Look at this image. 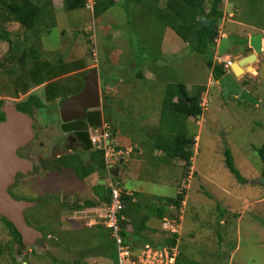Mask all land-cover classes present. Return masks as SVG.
Instances as JSON below:
<instances>
[{
    "label": "rangeland",
    "instance_id": "rangeland-1",
    "mask_svg": "<svg viewBox=\"0 0 264 264\" xmlns=\"http://www.w3.org/2000/svg\"><path fill=\"white\" fill-rule=\"evenodd\" d=\"M116 1V5L97 19L86 7L72 12L54 11L56 26L48 31L50 26L43 24L40 34L37 32L38 38L32 32L24 33L17 24L6 25L13 41H0V112L16 109L30 95L44 101L45 85L36 86L31 81L33 61L26 59L24 65L18 63L22 53H29V47L37 39H40L39 62L70 70L68 75L52 80L67 88L63 94L66 98L71 97L67 91L80 87L88 71L95 69L100 106L93 110L100 111L102 121L109 124L115 147L122 149L125 158L131 155L128 146L142 147L139 159L127 164L133 165L134 168H127L134 172H121L122 186L138 192L145 207L154 209L160 202L165 206L170 215L164 218L177 231L174 239L178 261L264 264V161L258 153L264 143V56L258 55V62L250 61L243 67L246 70L256 66L259 69L256 79L251 81L247 74L237 70V78L252 86L254 90L250 91L261 104L254 106L233 96L223 101L222 89L218 81H213L203 56L194 53L156 18L144 16L143 5ZM166 1L158 0V7L162 8ZM222 3L220 34H235L239 38L261 34L264 38V0H223ZM251 53L246 46L243 54L222 58L234 63ZM212 56L217 63L215 49ZM21 80L29 85L26 94L20 92ZM179 83L190 94L205 88L201 95L202 115L185 122V130L198 135L189 170L179 160L160 159L162 154L158 151L151 155V147L148 148L149 142L170 143L178 133L167 137V119L162 107L166 88ZM64 99L47 102L44 109L33 110L28 115L34 140L16 152L18 158L31 164L32 171L17 174L8 193L15 201L34 204L23 213V218H27L29 227L42 234L19 248L22 261L112 264L108 250H94L100 245L87 248L99 241L92 235L94 232H99L105 247L113 245L106 228L86 227L91 217L99 218V208L74 212L68 206L93 199L92 187L97 176L80 180L72 170H51L54 159L69 153L64 148L65 133L58 112ZM160 125L164 136L158 138ZM226 150L232 155L239 179L226 166ZM181 191L184 199L180 208L164 201L175 199ZM0 220V264H16L17 246L11 230ZM149 224L159 230L154 238L146 236L150 244L161 245L172 239L173 234L163 227L161 232L156 218ZM135 245L139 246L140 242Z\"/></svg>",
    "mask_w": 264,
    "mask_h": 264
},
{
    "label": "trees",
    "instance_id": "trees-1",
    "mask_svg": "<svg viewBox=\"0 0 264 264\" xmlns=\"http://www.w3.org/2000/svg\"><path fill=\"white\" fill-rule=\"evenodd\" d=\"M125 1L143 5L144 16L149 15L153 16L154 19L156 18L158 22L171 30L184 44L190 47L194 53L203 56L214 81H219L227 74L222 64L219 65L213 61V49L210 48V45H214L219 39V22L223 18V0H167L162 8L158 7V0ZM116 4V0H95V6L92 11L93 18H99ZM85 5L86 0H62V10L64 12L85 10ZM53 14L54 9L51 0H0V41L12 43V34L6 30V25L11 23L17 24L24 33L32 32L35 35L34 37L38 38L37 32L39 31L40 34V27L43 24H48L50 26L48 27V31L56 26ZM38 44L40 47V39H37L33 43V46L29 47V53H22L18 60L19 65H24L26 59H29L31 62L33 61L34 69L31 72L33 75L31 81L36 86L45 85L42 94L44 101L36 95H30L25 102L16 106L18 111L27 115H31L33 110L44 109L47 102H52L60 97H67V95L63 96L65 93L64 90H67V88L60 86L57 81L52 82V80H55L59 76L68 75L70 70L65 66H60L58 68L54 66L53 68V66L48 63L42 64L39 62L41 54L40 51L38 52ZM14 50L15 49L11 46V51ZM58 63L60 64L61 61ZM39 64H42L41 68H39ZM20 87V92L26 94L29 89L28 83H25V81L22 82L21 80ZM82 88L83 80L80 82V87H77L71 92L67 91L70 94L68 96L77 95L81 92ZM204 91L205 88L203 87L199 88L195 94H190L185 85L181 83L169 85L166 88V95L162 107V111L165 114L164 117L167 119L165 122L167 125H165L167 137H171L175 133H178L170 143L160 144L158 143L159 141H155L154 143L149 142L152 145L154 144L152 148L164 153V161L179 160L184 163V167L187 170L191 168L196 135L189 134L187 128L185 130V122L190 118L196 119L202 115L201 95ZM3 120L4 116L0 112V122ZM101 120L100 111L93 110L87 112L82 121L62 124L63 132L73 133L74 137L85 146L86 151L89 152L87 156L88 162L84 161L83 157L77 153H66L53 160V165L51 167L52 171L60 169L72 170L80 180H85L94 173L107 170L104 153L98 150L93 151L88 139L89 128L99 127ZM180 129H182L181 132L178 131ZM157 133V135H159L157 136L158 138L164 136L161 125ZM258 153L261 160L264 161V143L259 148ZM224 154L227 168L233 176L239 179L240 175L235 168L230 151L226 150ZM122 162L123 159L121 160V163ZM113 181L116 183L115 179H113ZM116 185L122 190V215L129 219L132 218L130 222H121V235L129 245L131 242L134 245L133 242L135 240H133V236H140L141 233L146 230V222L151 216L163 219L167 214H170L166 211L165 206L158 205L154 209L148 207H146L148 208L146 209L139 201L136 193L130 195L121 187V183H116ZM93 191L98 199L104 203L103 208H105L110 201L109 188L95 186ZM135 198L137 200H135ZM183 199L184 191H181L175 199L167 198L164 201L171 203L172 207L178 209ZM94 206L93 202L85 201L82 206L72 204L69 208L79 210ZM0 219L5 221L16 243L22 246L21 238L12 225L4 218L0 217ZM129 227L132 228L131 233L129 232ZM175 237V234H173L172 239L167 240L165 244L174 246ZM98 248L99 251L101 249L102 251L108 250L110 259L112 262L115 261L116 253L114 243L111 247H105L103 245ZM176 264L182 263L177 259ZM186 264L196 263L188 262Z\"/></svg>",
    "mask_w": 264,
    "mask_h": 264
},
{
    "label": "water",
    "instance_id": "water-1",
    "mask_svg": "<svg viewBox=\"0 0 264 264\" xmlns=\"http://www.w3.org/2000/svg\"><path fill=\"white\" fill-rule=\"evenodd\" d=\"M246 46L253 53L235 62L230 68V72L224 75L218 81V84L222 89L221 96L223 101H227L228 97L233 96L248 104L256 105L258 104L257 100L248 92L242 90L235 78L238 76L237 70L244 74L243 67L247 66L250 61H256V57L261 54L262 35L256 34L249 38H239L235 34L223 36L216 45H210V48L216 49L217 56L222 57L230 54L234 56L243 54ZM83 81L84 86L81 92L65 98L59 106V113L64 123L84 120L87 110H93L100 106L96 70H89ZM5 116L6 120L0 123V217L6 219L13 226L21 238L22 245L26 246L31 244L34 239L42 237V234L29 227L23 218V212L32 208L34 204L13 200L8 193V188L14 184L17 174H27L32 171L31 164L18 158L16 152L33 138V132L30 130L28 115L19 113L15 108H11L9 112H5ZM13 117L19 119L18 123H22L20 133H23L24 137L20 140L17 138V140L9 141L11 144H8L5 143L4 133L6 130L18 129V123L14 122ZM20 133L17 131L15 138L20 136ZM119 170V168H111L108 171L117 183H120L118 178Z\"/></svg>",
    "mask_w": 264,
    "mask_h": 264
},
{
    "label": "built area",
    "instance_id": "built-area-1",
    "mask_svg": "<svg viewBox=\"0 0 264 264\" xmlns=\"http://www.w3.org/2000/svg\"><path fill=\"white\" fill-rule=\"evenodd\" d=\"M95 0H86L85 7L93 10ZM217 64H222L225 70H230L233 61L225 60L217 56ZM88 139L93 150L102 151L106 169L114 168L123 159L124 155L116 151L113 140L111 139V128L108 123L101 120L99 127H92L88 130ZM110 176V174H109ZM111 177V176H110ZM111 177V183L108 185L110 190L109 204L100 210L98 219L94 224L106 228L110 232V237L114 243L116 258L114 264H176L178 258V248L176 245L154 246L150 244L143 245L138 253L133 250L121 235V222L124 221L122 215V190L116 185ZM163 229L171 234H176V229L170 224L168 219L163 220Z\"/></svg>",
    "mask_w": 264,
    "mask_h": 264
},
{
    "label": "crops",
    "instance_id": "crops-1",
    "mask_svg": "<svg viewBox=\"0 0 264 264\" xmlns=\"http://www.w3.org/2000/svg\"><path fill=\"white\" fill-rule=\"evenodd\" d=\"M51 2H52V6H53V9H54V11H55V13H58V11H63L62 10V2H59V0H51ZM60 3H61V5H60ZM231 35H234V34H231ZM223 36H226V34H220V37H223ZM253 53V52H252ZM261 55L262 56H264V38H263V36H262V46H261ZM256 61L258 62L259 61V58H258V56L256 57ZM249 70H252V71H249ZM258 71H259V69L255 66V68H249V69H244V74H247V77L252 81V80H254V79H256L258 76H259V73H258ZM214 81V80H213ZM235 81L237 82V84L239 85V87H241V89L242 90H244V91H246V92H248L255 100H257L255 97H254V95L251 93V91L250 90H252L253 88H252V86H249L250 84H244V83H241L240 81H241V78L239 79V78H235ZM215 82V81H214ZM84 86V85H83ZM254 90V89H253ZM241 101V100H240ZM257 102H258V104H256V105H254V106H257V105H260L261 104V102L260 101H258L257 100ZM252 105V104H251ZM195 141H196V143H197V141H198V135L195 137ZM196 143H195V145H196ZM115 145V144H114ZM194 145V146H195ZM151 147V149H149V153L152 155L153 154V152H155V151H158V150H155L154 148H152V144H150V143H148V148H150ZM116 148V151H120V152H122L123 153V151H122V149L121 148H118V145L115 147ZM142 148V147H141ZM139 146H128L127 147V150H129V151H127V152H129V154H131L130 155V157H128V158H125V157H123V162L121 163V162H119L118 163V165L116 166V167H114V168H119L120 170H119V173H118V178H120V174H121V172L122 171H130L129 173H133L134 172V170L133 169H128L127 167H129V168H134L133 167V165H131V166H129V165H127L130 161L133 163V160H136V159H139V155H141V153H142V149H141ZM136 150V151H135ZM94 151V150H93ZM147 152V151H146ZM158 152H160L161 154H162V158H160V159H164L165 158V155H164V153L163 152H161V151H158ZM88 151L84 154V155H82V157H83V159H84V161H87L88 162V160H87V156H88ZM156 155L157 154H154V156L153 157H156ZM139 156V157H138ZM134 158V159H133ZM131 163V164H132ZM128 173V174H129ZM97 174V175H96ZM93 176L95 175V176H97L96 177V184L92 187V195H93V199L92 200H90V199H88V200H84L83 202H82V204H78L77 202H75V203H73V204H77V205H79V206H82L83 204H84V202L85 201H90V202H93L94 203V207L95 208H99V210H98V212L103 208V206H104V203H102L99 199H98V197L95 195V193H94V188H95V186H102V187H105V188H108V185L111 183V178H110V176H109V173H108V171L106 170V171H103V172H99V173H94V174H92ZM91 175V176H92ZM120 183H121V187L123 188V189H125L123 186H122V180L120 179ZM126 190V189H125ZM127 191V193L128 194H134V193H138V192H136V191H128V190H126ZM75 195V193H73V194H71V197H73ZM138 199H139V197H138ZM135 200H137L136 198H135ZM160 203H162V202H160ZM160 203H159V205H160ZM72 204H70V205H68V206H71ZM67 206V207H68ZM161 206V205H160ZM145 207V206H144ZM88 208H93V207H88ZM146 208V207H145ZM70 210H71V208H69ZM84 209H87V208H82V209H79V210H84ZM146 209H148V208H146ZM79 210H73L72 209V211H74V212H76V211H79ZM97 212V213H98ZM76 214V213H75ZM99 214V213H98ZM91 215H93V213H91ZM95 216V215H94ZM93 217H91V219H90V221H89V223L88 224H86V227L88 228V229H94V228H97V227H100V226H98V225H95L94 224V219H92ZM154 218H156V217H154V216H151L150 218H149V220L146 222V230L145 231H143L142 233H141V235L140 236H133V240H135L133 243H134V245L132 244V242H131V244L129 245L130 247H131V249L133 250V253H138V252H140V250L142 249V247H143V245H145V244H150L149 242V239L148 238H146V236H149V238H154L155 236H157L158 234H159V230L154 226V225H150L149 224V222L152 220V219H154ZM132 219V218H131ZM131 219H129V218H127V217H125L124 216V221H128V222H130V220ZM157 220H159V222H160V230H161V232L163 231V229H162V221L164 220V219H167V218H163V219H158V218H156ZM61 223V222H60ZM70 224V223H69ZM68 224V225H69ZM68 225H66V226H68ZM69 227V226H68ZM86 228V229H87ZM129 229V232L131 233L132 232V228L131 227H129L128 228ZM129 234V233H128ZM92 235H94V237L96 238V240L97 239H99V241L98 242H96V243H94V244H90V245H87V248L88 249H91L92 247L91 246H103L104 244L102 243V242H100L101 241V239H100V235H99V232H94ZM130 239H131V237H130ZM132 240V241H133ZM135 242H140V245L139 246H137V247H135L136 245H135ZM150 245H154V246H163L164 244H150ZM95 249H98L99 250V248L97 247V248H94V250ZM113 264H114V261L112 262Z\"/></svg>",
    "mask_w": 264,
    "mask_h": 264
},
{
    "label": "flooded vegetation",
    "instance_id": "flooded-vegetation-1",
    "mask_svg": "<svg viewBox=\"0 0 264 264\" xmlns=\"http://www.w3.org/2000/svg\"><path fill=\"white\" fill-rule=\"evenodd\" d=\"M83 89V88H82ZM16 111L17 112H19V113H22V112H20V111H18L17 110V108H16ZM58 112H59V108H58ZM88 111H86V113H87ZM2 113V112H1ZM3 114V113H2ZM24 114V113H23ZM27 115V114H26ZM59 115H60V113H59ZM86 115V114H85ZM3 116H4V120L3 121H5L6 120V116H5V114H3ZM60 118H61V116H60ZM3 121H1V122H3ZM78 121H82V120H78ZM0 122V123H1ZM61 122H62V119H61ZM71 122H74V121H71ZM68 123H70V122H68ZM62 124H67V123H64V122H62ZM65 133V132H64ZM34 137H36V135L34 134ZM32 140H34V138L32 139ZM64 148H65V150L67 151L68 150V152L69 153H74V154H79L80 156H82V155H84L87 151H86V149H85V146L82 144V142H80L77 138H75L74 137V134L73 133H65V143H64ZM21 174V173H20ZM17 176V175H16ZM15 183V182H14ZM11 187V186H10ZM9 187V188H10ZM8 188V189H9ZM28 210V209H27ZM30 210V209H29ZM26 211V210H25ZM24 211V212H25ZM23 212V213H24ZM2 218V217H1ZM27 221V218L25 217L24 218V221ZM1 221V220H0ZM25 221V222H26ZM26 224L27 225H30L29 223H28V221L26 222ZM13 227V226H12ZM6 230V229H5ZM12 238V237H11ZM12 240H13V238H12ZM13 242L16 244V246H17V248H16V250H15V258L17 257L19 260L18 261H16V264H27V262H24V261H22L23 260V258H22V252L20 251V247H22V246H20V245H18L17 243H16V241H14L13 240ZM12 263V262H11ZM29 264H30V262H28Z\"/></svg>",
    "mask_w": 264,
    "mask_h": 264
},
{
    "label": "bare ground",
    "instance_id": "bare-ground-1",
    "mask_svg": "<svg viewBox=\"0 0 264 264\" xmlns=\"http://www.w3.org/2000/svg\"><path fill=\"white\" fill-rule=\"evenodd\" d=\"M90 97L92 98V95L91 94H90ZM13 119H14V122L15 123L16 122L18 123L19 119H17L16 117H13ZM20 128H22V123L21 122L18 123V129L15 128L13 130H6V132L4 133L5 134L4 135L5 143L11 144V142H9V141H14V139L17 140V138H18V140L22 139L24 137V134L23 133H20L21 132L20 131ZM17 131H19L20 136H17L15 138V135H16Z\"/></svg>",
    "mask_w": 264,
    "mask_h": 264
},
{
    "label": "clouds",
    "instance_id": "clouds-1",
    "mask_svg": "<svg viewBox=\"0 0 264 264\" xmlns=\"http://www.w3.org/2000/svg\"><path fill=\"white\" fill-rule=\"evenodd\" d=\"M93 11V10H92ZM218 43V41H216L215 42V45ZM216 50V49H215ZM231 55V54H230ZM224 56H226V55H224ZM227 56H229V55H227ZM235 63V62H234ZM234 65V64H233ZM227 73H229V70L227 71V70H225ZM84 82V81H83Z\"/></svg>",
    "mask_w": 264,
    "mask_h": 264
}]
</instances>
